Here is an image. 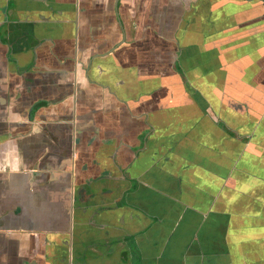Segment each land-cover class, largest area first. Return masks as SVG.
Here are the masks:
<instances>
[{
	"label": "crops",
	"instance_id": "1",
	"mask_svg": "<svg viewBox=\"0 0 264 264\" xmlns=\"http://www.w3.org/2000/svg\"><path fill=\"white\" fill-rule=\"evenodd\" d=\"M0 264H264V0H0Z\"/></svg>",
	"mask_w": 264,
	"mask_h": 264
}]
</instances>
